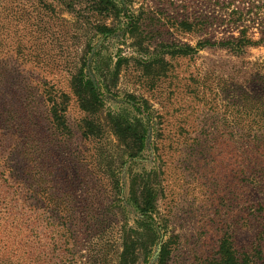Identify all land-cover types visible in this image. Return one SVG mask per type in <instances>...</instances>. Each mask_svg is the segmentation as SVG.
Masks as SVG:
<instances>
[{
    "label": "rangeland",
    "instance_id": "rangeland-1",
    "mask_svg": "<svg viewBox=\"0 0 264 264\" xmlns=\"http://www.w3.org/2000/svg\"><path fill=\"white\" fill-rule=\"evenodd\" d=\"M117 1L0 0V264H216L224 239L264 264V45L175 53L227 36L180 26L213 1Z\"/></svg>",
    "mask_w": 264,
    "mask_h": 264
},
{
    "label": "trees",
    "instance_id": "trees-1",
    "mask_svg": "<svg viewBox=\"0 0 264 264\" xmlns=\"http://www.w3.org/2000/svg\"><path fill=\"white\" fill-rule=\"evenodd\" d=\"M213 1L218 6V15L215 17L203 15L197 17L195 20L187 18L181 21L180 26L185 31L192 32H205L208 28L216 25L219 28H223V32L228 33L227 36L212 41L211 38L203 39L197 43L195 47L191 45H175L172 47L175 53L188 55L193 51H198L206 47L217 46L220 49L226 50L232 55H242L247 48L264 45V29H260L261 37L254 39L251 34V29L256 24L264 26V0H206ZM117 0H95L96 9L99 12H104L107 15H113L119 17L121 14V7L118 6ZM137 26L132 23L131 30L136 29ZM99 34H109L114 31L112 27L107 24L97 26ZM73 86L76 93L81 100L83 106L97 107L99 104V98L96 90L93 86V82L86 78V75L81 70L73 78ZM50 103V115L52 122L58 119L57 101L54 98L49 99ZM132 130L130 124L115 122V131L117 134L127 136ZM22 171H18L15 175L18 180H23L25 176L24 168ZM15 171V170H14ZM33 189L28 193L33 195L38 194L39 191L36 188V184L32 183ZM147 207L153 209V196L151 193L146 197ZM166 249H164L160 255L161 264L166 263ZM216 264H250L249 258L238 255L233 243L229 239L221 241L219 256L215 259Z\"/></svg>",
    "mask_w": 264,
    "mask_h": 264
}]
</instances>
